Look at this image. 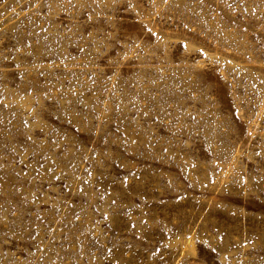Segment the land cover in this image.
<instances>
[{"label": "rangeland", "instance_id": "obj_1", "mask_svg": "<svg viewBox=\"0 0 264 264\" xmlns=\"http://www.w3.org/2000/svg\"><path fill=\"white\" fill-rule=\"evenodd\" d=\"M0 264H264V0H0Z\"/></svg>", "mask_w": 264, "mask_h": 264}]
</instances>
